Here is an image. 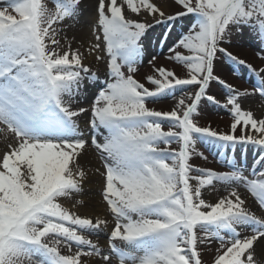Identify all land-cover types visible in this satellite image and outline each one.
<instances>
[{
	"label": "snow or ice",
	"instance_id": "snow-or-ice-1",
	"mask_svg": "<svg viewBox=\"0 0 264 264\" xmlns=\"http://www.w3.org/2000/svg\"><path fill=\"white\" fill-rule=\"evenodd\" d=\"M173 4L0 7V264H264V211L249 204L250 196L264 210V116L243 106L264 101V68L229 50L246 33L264 49V0ZM153 40L186 75L156 63ZM90 56L104 63L105 79ZM224 60L255 75L251 91L221 77ZM144 63L151 89L137 79ZM178 93L168 111L149 107ZM208 104L227 110L229 131L200 125ZM198 144L224 151V168L194 165V156L208 159ZM249 146L259 150L251 164L235 155ZM93 180L108 218L79 214ZM219 189L226 194L207 198ZM106 230L105 249L91 237Z\"/></svg>",
	"mask_w": 264,
	"mask_h": 264
},
{
	"label": "rangeland",
	"instance_id": "rangeland-1",
	"mask_svg": "<svg viewBox=\"0 0 264 264\" xmlns=\"http://www.w3.org/2000/svg\"><path fill=\"white\" fill-rule=\"evenodd\" d=\"M168 1H170L173 4V0H168ZM94 2H95V0H89V3H94ZM159 2H160V0H159ZM6 3H7V0H0V7H4L6 5ZM175 10L176 9H174V10L171 9L170 11H175ZM185 27H186V21L181 20L175 24L173 31L178 33V32L183 31ZM161 30H162V26L157 25L155 35L158 36L160 34ZM71 35H72V33H69V37H71ZM77 38L79 39V33H77ZM73 46H75V45H73ZM153 49L159 54L158 59L156 61V63L158 65H160V66L164 65L166 67H169V65H170L171 67H169V68L175 67L176 71L178 73H182V69L180 67H176L172 62L169 61V63H170L169 65L162 63V61L167 60L166 59L167 52L162 47L157 48L155 45V40H153ZM229 50L232 51L235 55H237L241 59H244L247 63L251 64L255 69H257V71L260 68H264V59H262L260 57V54L262 52H264V49L261 48L259 42L254 37L248 35L247 33L244 35L243 38H237V36L234 35L232 37V45L229 46ZM251 54H253V57L252 56L249 57ZM89 58L90 59L88 61H86V63H89L90 65L93 66L94 71H96L97 75L101 78V80L105 79L106 77H105V65H104V63L96 61L94 59V57H92V56H90ZM219 66L224 70V72H225L224 74L227 76V78L230 82L227 81V79H225V80L229 84L233 85L235 88H237L241 91H243L244 88H246L245 90L251 91L254 88V86L256 85L255 75L252 72L245 69L243 66L233 65L232 63H230L226 60L221 61ZM234 69H235V71H234ZM146 72H147V74L148 73L152 74V66L147 64V63H144L140 68V71L137 75V79H139V80L141 79V82L145 83V86L149 87L151 89L153 86L148 84L146 79H145L146 74H144V73H146ZM182 74L186 75V70H183ZM261 75H264V73H261ZM211 91L213 94H215L217 96V99L221 100L222 103L225 101L226 97L223 95V92L221 91V88L219 86L213 84L211 87ZM179 95L180 94L178 93L177 98H175V99L168 98V99H165V100L158 102V103L149 104V107L155 108L156 110L168 111L175 106V104L178 101ZM256 99L258 100L259 103L264 102V101H261L258 96L249 97L246 99V102L243 106L245 108H251L252 102H254V100H256ZM204 111H207L209 113L208 114L209 117L205 118V117L199 116L198 119H199V123L201 126H211L214 130H217V125L215 126L213 123H211L212 119L213 120H216V119L226 120L230 124L233 122L231 119V116L229 115L227 110L224 108H220V107H216L214 105L208 104L206 107H204L202 109V112H204ZM261 115L264 116V111L261 113ZM261 115H259V116H261ZM229 130H230V128H228V126H227L224 130H222V131L220 130V131L221 132H227ZM237 134H239V129L237 130ZM3 145H4V139H3V137H0V152H2V150H3ZM172 147L178 148V145L173 144ZM198 148L200 149V151H203L206 156H208V159L203 160L200 157L194 156L192 159V163L194 165H199L200 167L206 166V168H211V169H222V168H224V165L221 163V161L225 158V153L218 146L209 145L206 149L205 147L198 144ZM258 151H259L258 149H255L252 146H249L248 148L244 149L242 153L237 152V153H235V155L237 157L243 155L244 157H246L247 162L249 164H251L250 157L252 156L251 157L252 160H255L256 157L258 156ZM232 155H233V153H231V152L228 153V156H232ZM98 188H99L98 183L95 180H93V183L88 190V196L84 197V199H86V201L88 202L89 207L87 209L80 208L79 214L83 215L89 211H92L98 205L101 204V199H100ZM222 191H223V189H221V191L219 192L220 194L219 193L217 194L215 192L213 194L211 193L214 196L213 198L210 197L211 195L209 193L207 198L209 200L215 201V199L217 198L218 195L226 194ZM73 210L76 211L77 208H73ZM110 226H112L111 223H110ZM106 235H107V230L104 233H101L99 237L92 236L91 238L97 243H105V242H107ZM216 247H217V245H215V244L212 245L213 256L215 254L214 250ZM63 251L67 252V249H63ZM73 251H75L74 248H73ZM212 258L213 257H211V260H212Z\"/></svg>",
	"mask_w": 264,
	"mask_h": 264
},
{
	"label": "bare ground",
	"instance_id": "bare-ground-1",
	"mask_svg": "<svg viewBox=\"0 0 264 264\" xmlns=\"http://www.w3.org/2000/svg\"><path fill=\"white\" fill-rule=\"evenodd\" d=\"M160 3H163V4H165L166 6H167V10L168 11H170L171 9H175V6L170 2V1H168V0H160ZM253 57V54H251L249 57ZM90 59V58H89ZM162 63L163 64H170L169 63V61L168 60H164V61H162ZM161 63V64H162ZM162 66H164V65H162ZM169 67H171L170 65H169ZM218 71H219V73H220V75H221V77H223L224 79H227V81H229L228 80V78H227V76L224 74L225 72H224V70L220 67V66H218ZM144 74H146V75H148L147 74V72L146 73H144ZM150 75V74H149ZM140 81H141V79H140ZM230 82V81H229ZM246 88H244V90H245ZM251 103V102H250ZM251 105V104H250ZM251 110H253V112H254V114L255 115H257V116H259V115H261V113L264 111V102L263 103H259L258 102V100L256 99V100H254V102H252V106H251V108H250ZM209 113L207 112V111H204V112H202L201 113V115H200V117H209V115H208ZM208 115V116H207ZM262 116V115H261ZM211 122V121H210ZM211 123H213L215 126L217 125V130H224L227 126H228V128H230V123L228 122V121H226V120H222V119H216V120H213L212 119V122ZM252 157V156H251ZM250 157V162L252 163V161H254V160H252V158ZM256 159H257V157H256ZM255 159V160H256ZM204 167H206V166H204ZM221 191V189H219L217 192H215V193H219ZM223 192V191H222ZM213 194V193H212ZM211 193H210V197L211 198H213L214 196L212 195ZM220 194V193H219ZM219 196V195H218ZM249 204L252 206V210H254V211H256L257 212V215H261L262 214V211H264V210H259V208H258V205H256L255 203H254V201H253V199L249 196ZM87 213H96V214H99L101 217H104V205L101 203L100 205H98L95 209H93L92 211H89V212H87ZM104 218H108V217H104ZM110 219V218H109ZM109 227H111L110 225H109ZM102 248H107V242H105V243H98ZM213 251H209V252H206V253H204L203 254V258H204V260L205 261H210L211 260V257H213Z\"/></svg>",
	"mask_w": 264,
	"mask_h": 264
}]
</instances>
